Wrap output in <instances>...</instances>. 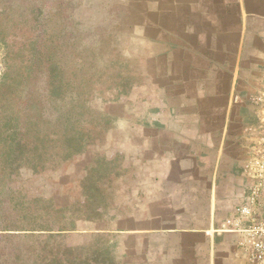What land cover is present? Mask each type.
Listing matches in <instances>:
<instances>
[{
    "label": "rangeland",
    "instance_id": "rangeland-1",
    "mask_svg": "<svg viewBox=\"0 0 264 264\" xmlns=\"http://www.w3.org/2000/svg\"><path fill=\"white\" fill-rule=\"evenodd\" d=\"M133 23L99 0H0V264L129 253L166 105Z\"/></svg>",
    "mask_w": 264,
    "mask_h": 264
},
{
    "label": "crops",
    "instance_id": "crops-1",
    "mask_svg": "<svg viewBox=\"0 0 264 264\" xmlns=\"http://www.w3.org/2000/svg\"><path fill=\"white\" fill-rule=\"evenodd\" d=\"M127 8L166 105L148 129L160 142L145 174L143 219L116 264H248L236 208L253 182L264 115V0H99ZM155 93V91H154ZM135 249L133 253L132 250Z\"/></svg>",
    "mask_w": 264,
    "mask_h": 264
},
{
    "label": "built area",
    "instance_id": "built-area-1",
    "mask_svg": "<svg viewBox=\"0 0 264 264\" xmlns=\"http://www.w3.org/2000/svg\"><path fill=\"white\" fill-rule=\"evenodd\" d=\"M254 101L264 115V87ZM262 149L264 143H258L251 160L253 182L249 187L246 202L236 208L238 219L245 218L251 222L247 227L223 228L225 231L243 233L250 247L248 264H264V157L260 155Z\"/></svg>",
    "mask_w": 264,
    "mask_h": 264
}]
</instances>
